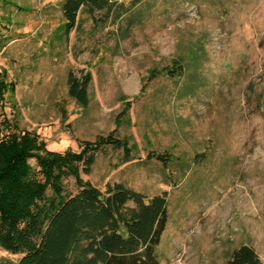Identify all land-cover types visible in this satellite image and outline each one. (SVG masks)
Returning <instances> with one entry per match:
<instances>
[{
  "label": "rangeland",
  "instance_id": "374dc122",
  "mask_svg": "<svg viewBox=\"0 0 264 264\" xmlns=\"http://www.w3.org/2000/svg\"><path fill=\"white\" fill-rule=\"evenodd\" d=\"M60 2L0 0V72L14 87L0 114L61 155L113 131L127 141L133 161L105 148L78 174L168 193L160 264H225L243 245L264 263V0H113L136 6L116 23L82 11L70 35ZM70 72L92 76L87 109ZM19 258L0 248V264Z\"/></svg>",
  "mask_w": 264,
  "mask_h": 264
},
{
  "label": "trees",
  "instance_id": "16d2710c",
  "mask_svg": "<svg viewBox=\"0 0 264 264\" xmlns=\"http://www.w3.org/2000/svg\"><path fill=\"white\" fill-rule=\"evenodd\" d=\"M60 8L67 35L78 28L82 11L93 21L102 14L104 23L111 18L116 23L132 10L123 4L115 6L113 0H61ZM4 48L0 41V53ZM177 68L181 72L182 66ZM168 73L175 77L178 71ZM6 76L0 72L1 107L7 89L14 90ZM92 82L89 73L80 78L69 73V96L82 109L90 105ZM1 115L0 128L8 134L0 140V248L20 257L16 262L5 259L2 264L161 263L159 248L168 224V193L148 198L120 183L100 190L78 174L82 171L90 176L105 148L123 152L121 165L133 161L127 141L113 131L83 142L79 154L61 155L46 150L37 135ZM150 159L167 162L165 155L151 154ZM30 160H35L37 171ZM69 177L75 179V194L65 187L64 180ZM225 264L264 263L254 249L243 245Z\"/></svg>",
  "mask_w": 264,
  "mask_h": 264
}]
</instances>
